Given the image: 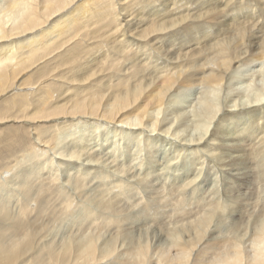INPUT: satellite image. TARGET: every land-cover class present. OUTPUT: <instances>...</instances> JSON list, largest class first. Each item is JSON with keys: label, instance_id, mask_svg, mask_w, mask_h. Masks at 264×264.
Instances as JSON below:
<instances>
[{"label": "bare ground", "instance_id": "obj_1", "mask_svg": "<svg viewBox=\"0 0 264 264\" xmlns=\"http://www.w3.org/2000/svg\"><path fill=\"white\" fill-rule=\"evenodd\" d=\"M10 93L0 124L32 129L24 157L55 153L39 191L60 188L64 176L98 210L86 205L88 221L115 227L104 241L85 232L55 243L42 233L44 264H103L113 255L115 264H153L154 254L156 264H264V205L257 211L249 198L264 188V0H0V97ZM103 123L128 135L123 147L109 144L107 161L104 145L94 144ZM167 139L180 148L164 165L156 142ZM212 154L224 173L202 175ZM91 179L100 182L92 195L84 192ZM28 208L20 212L29 216ZM136 222L162 234L136 238ZM222 225L233 235L220 236ZM249 226L252 250L242 243L247 233L239 237ZM36 235H0V264H17Z\"/></svg>", "mask_w": 264, "mask_h": 264}, {"label": "rangeland", "instance_id": "obj_2", "mask_svg": "<svg viewBox=\"0 0 264 264\" xmlns=\"http://www.w3.org/2000/svg\"><path fill=\"white\" fill-rule=\"evenodd\" d=\"M30 89L33 90V88H29L27 90L32 91ZM15 92L16 91H14V93ZM12 95L13 94L5 95V96L3 95V97L2 96L0 97V98H2V99H0V101H1L0 102V109L1 108L4 109L6 107V102L8 101V99L12 98ZM18 122H20V123H18ZM21 122H23V121H8V122H4V123L0 124V204L6 203L7 204L6 211H7V209H9L10 213L12 214L10 217H7L6 215H4L5 214L4 211H0V235L1 236L5 235V234L9 235L13 231V232H15L17 237L19 236L22 239L25 236V234H27V233L28 234L29 233H36L37 234L34 238L28 239L27 241H25L22 244V246H24L26 243L30 242V245H31L30 249H32V248H34V249L32 251H29L25 255V257H23L17 264H44V259L47 257V255L45 254L44 242L42 240L40 241L39 238H41L40 235L42 236V235H44L46 233L50 234V235L48 234L49 235V238H48L49 240L57 242V239H58L57 243H60L63 239H65L63 234L67 238V236L72 235V234L85 235L86 233H89V232L91 234H99L101 236V239L103 238L102 239L103 241L110 239L114 235V232H115L114 225L107 224V226H100L99 228H95L96 226L95 225L93 226V224L90 222V220L88 221V219H87L88 216L86 217L84 215L86 213L85 212V210H86L85 208L87 207L86 205H88L89 208L91 209L92 207H90V204H92V203L87 204L88 200H86V198H84L85 196H83V195H82V197L79 196L78 192L74 188L75 186H73V183L71 181H68L67 179H64V176L61 177V179H63V180H60V182L62 183V186L60 188L64 189V192H65L64 194H62L59 191L60 188H59L57 182L55 184L51 185L52 186L51 188L43 190V191H39L40 189L38 188L37 183L40 181L39 182V184H40L41 183V179H42V181L43 180L46 181V179H44V177L46 178V175L48 176V174H49V172H50V170L52 168V166H50L49 163L47 164L46 159L49 156L54 157L55 153H52L53 151H49V153H46L43 156H40V159L33 158V160H32L29 156H26V158H25L24 155H27V154L32 152V147H34V138L32 136L33 135L32 134V129L29 127V125H27L26 122L25 123L24 122L21 123ZM104 125H105V123H103V126ZM107 125L104 126L105 128L102 126V128L99 130V134H97L98 137H96L95 140H94V142L96 141L94 144H97V142H98V144H101V146L97 145V148H99V149L102 148L103 147L102 144H103L104 147L102 149H107L106 153L103 154L104 157L102 158L103 159L102 161H104V160L107 161L106 158L109 157L110 154L111 155L114 154V153H112V150H113L112 147L118 146V148H119V147H121V145L123 147V144L125 143V140L128 138V135H124L125 133L123 134L122 132L120 133L119 132L120 130L118 131L116 129L115 125L114 126H113V124H107ZM110 125L112 127V130L109 129V128H111ZM26 127H28L29 129L26 128ZM113 130H115V131H113ZM110 131H112V133L113 132L114 133L110 134ZM115 133H117V134L115 135ZM190 133H192V132H190ZM190 133L189 134L187 133L189 135L187 137H190ZM119 134H121V135H119ZM183 134H182V136H183ZM112 135L117 140L115 138L111 137ZM184 136H186V135L184 134ZM122 137H123V139H122ZM140 137H141V140H142L141 146H140V149L142 150V153L139 156L140 159L139 158L137 159V163L141 164L143 159L146 160V157H147L146 155H147V150L148 149H147V143L145 142V138L147 137V135L143 134V135H140ZM119 138H120V141L118 140ZM114 140H115V143H114ZM179 148H180L179 141H178V143L177 142L175 143L173 140H168L167 139L165 142L163 141V144L159 143V142H156L157 160H159V162L161 164L166 165L167 164V159H166L167 156L170 157L169 155L175 153L177 151V149H179ZM186 153H185V157H187L189 159L193 157L191 155V152H186ZM105 155H107V156H105ZM212 155L213 156H210V157H208L207 155L205 156L206 157V162L204 164L205 168H204V171H203L202 175H204V172L206 170H208V168H210V169L212 168L211 172L214 173V177L216 176V174L220 175L221 173H224L223 170H225V169H222V167L219 165L220 162L216 160V158L214 156L215 154H212ZM164 158L166 159V161H165ZM210 162H212L211 164H213V165H211ZM57 164H58V162L56 163V165ZM215 164H216V166H214ZM208 165H210V167H208ZM218 166H220V167H218ZM162 167H164V166L162 165L160 168H162ZM59 168L61 170L60 171V175H61L62 174L61 172L63 171V169H61V167H59ZM34 169H35V172H34ZM41 169L44 170V171H42ZM33 172H34V174H32ZM40 172H41V174H39ZM27 173H29V176H30L29 179H25L27 182L21 181V177L24 176ZM35 173H36V175H35ZM31 174H32V176H31ZM202 175L198 179L197 183L200 181V179H202V177H203ZM163 177H161L160 181H162ZM35 178H36V180L37 179L38 180L36 181ZM168 180L165 181L167 183V184H165V189L170 188V186H167L168 185ZM20 181L23 182L22 183L23 185L21 184ZM158 181H159V179L157 180V182L155 181V184H157V185L159 184L157 187H160V185L162 186V182L164 183V180L162 182L159 181L160 183ZM90 182H91V184H90ZM90 182H89V185H88V189L84 190V192L89 191V194L92 195L95 191H93L92 193H91V191L94 190L95 187H97V185L100 184V182H99L98 179H95V180L91 179ZM94 182L96 183V185H95ZM169 184L171 185L170 182H169ZM24 185H26L27 187L33 186V189L38 190V194L33 195L35 192L32 193V194L31 193L28 194L29 192L27 193L26 190L23 193V188L22 187H24ZM90 185H92V186H90ZM217 187H218V185H216L215 189H217ZM191 190H193V189H191ZM256 192H257L256 194H255V192L252 193V195H250L249 198H250V203H251L252 207L253 208L255 207V210H257V209L259 210V208L260 209L263 208L262 204L264 205V188L262 189V191L260 190V191H256ZM218 193H219L220 196L222 195L221 197H223V194H224L223 193V189H222V192H218ZM30 195L31 196L33 195L34 198H31ZM257 198L260 199L261 201L258 200ZM27 199H28V201H32V202L31 203L27 202ZM74 199H76L77 202H76V200L74 201ZM82 199L84 200V202L82 201ZM69 201H71V202L73 201V203L71 205L73 208H71V206L69 208L67 207V204H68L67 202H69ZM27 203H28V205H27ZM57 203H59V205ZM81 203H84L85 207L83 206L84 209L81 208L79 210L78 208H80V206L83 205ZM27 206H29L28 213H27V214H29V216L28 215L24 216L20 212V209H21V207H27ZM41 206L44 207L46 214L42 213V212L41 213L39 212V209H40ZM91 206L95 207L94 204H92ZM62 207H63V209H60ZM75 208H76V210L78 209L79 211L78 210L74 211ZM15 209L17 211L14 212L13 210H15ZM46 210H48V211H46ZM92 210H95V212H98L96 207L94 209H92ZM70 211H71V213H70ZM49 212H50L51 216L49 215ZM75 213H76V215H75ZM65 215H66V217H65ZM77 215H79L81 218H79V216H77ZM63 216H64V218H63ZM60 218H61V220H60ZM47 219H49V220H47ZM62 219L63 220L65 219V220L63 221ZM83 220H86V221H83ZM37 222H39V223H37ZM46 223H48L49 225L48 224L45 225ZM63 223H65V224H63ZM88 223H90V224H88ZM59 224H60V226H59ZM62 224H63V228H59V227H62ZM134 224H136V225H134ZM77 225H78V227H77ZM80 225L81 226L83 225L85 227H84V229H80L79 232H78L77 229H79ZM130 225H131L130 226L131 227L130 228L131 234L133 236H135L136 238H139L141 235L144 234V232H148V231L151 232L150 233L151 235L153 233L162 234V231L160 230V228L156 229V226L154 227L152 224H145L143 222H141V223L140 222L139 223L136 222V223H133V224H130ZM87 227H88V229H87ZM67 229H71V231H69ZM111 229H112V231H111ZM229 229L230 228H228V226L222 225V227L218 228V230L220 231V232L218 231V234L220 236H222V237H225V236L228 237V236L233 235L232 234L233 233L232 230H229ZM249 229H251V230H249ZM143 230H144V232H143ZM63 231H65V232H63ZM72 231H74V232H72ZM82 231H83V233L81 234L80 232H82ZM105 231L107 232V234H106ZM223 231H225V235L223 234L224 233ZM251 231H252V227L251 226H249L248 228L246 227L245 230L243 229V231H241V234L239 235V237H241L244 233H247L246 234L247 236H244V239H243L242 243H243V245L247 246V247L245 246L247 249H251L252 250L251 247H253V239L251 238ZM42 233H44V234H42ZM228 233H231V234H228ZM208 236H209V234L207 235V238H208ZM42 238H44V237H42ZM163 238L164 239L162 240V242L163 241L164 242H163L162 246L166 247L168 245L167 244L168 237H167V235H165ZM247 239H249L248 240L249 242L251 241L250 244H248ZM203 246H204V244L200 245V247H197V249L195 251L196 252L199 251L200 248L203 247ZM24 247H26V246H24ZM154 255L155 256L153 257V259L155 260L156 254H154ZM113 256H114V258L116 257V255H113ZM112 258L113 257H111V258L109 257L107 260H105V261H108V262H106V263L103 262V264L104 263L105 264H115V261H116L115 259L116 258L115 259L114 258L112 259ZM153 259H152V261L150 260V262L153 263V264H156L157 263V259L155 261H153ZM192 259H193V257H192Z\"/></svg>", "mask_w": 264, "mask_h": 264}]
</instances>
